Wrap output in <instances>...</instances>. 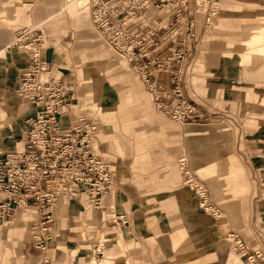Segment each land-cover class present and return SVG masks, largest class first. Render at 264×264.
Masks as SVG:
<instances>
[{"label":"rangeland","instance_id":"1","mask_svg":"<svg viewBox=\"0 0 264 264\" xmlns=\"http://www.w3.org/2000/svg\"><path fill=\"white\" fill-rule=\"evenodd\" d=\"M72 1L64 0L63 5L71 4ZM7 2L12 7V13L4 9L2 5L3 0H0V8L2 9V12H0V35H4L3 40L9 42V45L11 44L10 50L12 53L18 49H23L26 52L22 46L26 44L24 40L27 38L17 41L24 32L23 35L39 34L42 37L43 49L50 45L49 39L58 38V36L65 38L61 42L54 43L57 54H59L57 56L58 59L64 54V62L73 68V70L70 67L68 68V70H71L70 75L72 77L70 78V82L66 83L64 81V84L70 90L72 87V90L78 89L80 96L78 98L79 108L81 107L82 110H85L88 118L96 123L99 128L97 133V135L99 134V138H107L104 141L111 144L105 145L107 146V150L111 148L108 154L110 156H107V152L105 157L102 156L109 164L110 169L113 170V184L116 183L115 175L118 172L117 170L120 167H125L127 164L125 161L118 163L117 159L121 154L119 152V149L123 146L121 143H126L125 140L129 142L127 143V147L134 149L136 147L135 144L138 142V144L143 145L144 149L148 151L156 147V144L167 133L173 135L174 140L178 143L180 142V138L184 139L185 135L181 137L184 131L181 134L179 132L183 125L170 121L154 110L151 97L148 93H145V90L148 92L147 84L143 83L140 79L139 83L144 85L141 84V91L147 96L138 97L141 100H136L132 104L136 103L142 109L148 107V115H152L156 119L159 117L161 120L159 125L164 129L163 133L161 129L157 130L158 126L153 127L156 125L155 123L150 124L142 118H137L135 125L128 131L124 127L128 123L123 122V116L120 118L117 115L115 118L116 129L114 135H106L107 128L102 122H104L105 117L112 116L113 118L116 114L106 115L103 118L100 114L101 112L99 113L90 107V104L97 99L98 87H93L89 83L88 75L86 77L87 71L93 66L94 58L92 53L86 48L90 44L88 40L84 38L77 39L75 33L70 34L68 32V28L73 27L65 13H59L51 21L45 22V24L41 23L42 17L39 14L43 13L40 12L49 14L60 4H51V2H45L44 0H25L22 4L30 6L23 5L24 7L19 8L23 20L13 23L12 19L18 10V1L7 0ZM186 4H188V10L180 15L175 13L172 16L168 9L165 8L162 12L156 9H154L156 12L153 14L147 12V15L143 18L144 24L154 23L152 24L154 26L155 23H158L160 28H165L166 33L160 34L158 37L155 36V38H159L160 41L165 38L171 45H175V47L170 49L168 55L173 60L170 68L171 73L164 72V76L155 82L166 85L173 80L175 85L180 86L185 99L194 110V113H192L190 120L186 124H197L201 125L200 127L212 128L217 132L223 133L224 136L220 137V133L216 132L203 135L201 139L185 136L186 144L183 143L184 150L182 151L181 147L177 146L175 148L176 154L174 160L172 158V162H169L172 166L173 174L178 175L180 184L183 185L186 178L182 171H179V168L181 161L184 160L182 162L183 166L189 170L192 178L204 186L208 200L210 195L212 202L220 207L219 209L227 216L224 217L228 218L237 227L238 231L236 234H238L241 240L249 247L254 246L251 247L252 249H256L264 254V77L251 80L252 78L249 79L242 75L233 76L219 73V58L222 54L231 50H243V47L239 45L238 37L243 36L242 34L246 32L245 28L251 26L250 20L256 17V10L246 0H187ZM39 7L40 9L38 10ZM47 8H49L48 12H46ZM174 9L176 11L180 10V2H175ZM190 22H192V26L189 28ZM113 26L116 27L117 23L114 22ZM62 27L63 29L66 28V31H63V33L60 32V28ZM166 35L170 37H166ZM229 41L233 44V48L231 49L227 46ZM261 44H264V41L260 43L254 42V45L257 46ZM263 49H256L254 55H259ZM0 50L2 51L0 53V151H3L21 146L25 138L24 117H22V114L26 111L27 104L18 91V83L21 72L26 66L27 54L25 58L19 61L12 58L11 62L6 64V61L3 59L7 50ZM163 52L162 49H159L158 55L163 57ZM116 61L115 57H110L108 64L100 68L101 72L111 70L107 74L108 80L110 78L115 79V72L117 70H125L123 66H119L116 70L113 69L118 67V64H115ZM78 64L83 74V78L80 80L77 71L75 72V66H78ZM155 66L158 68V66L163 65ZM247 70L254 71L257 74L261 73L263 76L264 64H259L258 68L255 69L248 67L244 71ZM128 72L126 73L129 75L130 72ZM48 76L56 77V75L50 74ZM73 79L77 83H73ZM236 81H240L243 84V91H238L234 88L233 84ZM249 82H252V84H248ZM146 97L148 103H146ZM117 103L119 104L120 102L118 101ZM9 106H13L15 112L6 113L2 110V107L11 108ZM124 107H127V105L119 106V108ZM134 109H131L127 114H131L135 118L142 113L144 114L140 109L136 108L135 111ZM170 127L177 130L176 136L171 133ZM134 135H142L145 138L137 140V138H134ZM199 163L213 164L215 169L211 173L210 171L208 173H198L193 168L194 171H192L191 167ZM230 174L234 176L232 181L229 180ZM149 183L155 185L158 184V181L155 177H152ZM189 183L194 184V180H191ZM171 195L169 194L171 200H173L172 198H176V195L174 197ZM77 199L79 204L75 205V209L77 212H82L79 214V220L74 218L77 212L71 213V206H74L70 205L71 203L67 205L66 202L59 200V204L57 203L55 209H53L55 220L53 228H56L59 223L57 231L61 236L65 235L60 240L65 248L55 252L56 241L52 240L47 253V257L50 258L49 262L52 264H67L70 249L77 250V264H94L88 263L91 258H94L95 263H98L103 259L102 257H104L107 249L113 246V244H109L108 238L111 235H116L114 232L118 224L117 221L112 223L111 220L118 215V206L115 204L114 208L110 210L106 209L105 198L100 208L93 207L86 196L81 195ZM170 210L173 212L170 218V225L172 230L174 229V236L176 231L178 232L180 228H184V225L182 219H180V209L175 207V209L172 210L171 208ZM28 211L30 212H17L12 220L4 225H0V256L3 255L6 249L16 251L18 254H21L26 249L27 257H23L22 264L34 263L32 252L35 249L31 242L30 234L32 226L36 223L37 216L32 210ZM24 213L29 214V217L23 219L22 215ZM208 213L213 215L214 213H218V211L212 208L208 209ZM63 218L66 219L65 222L69 227L70 224H73L76 228H68L67 230V226H63L62 229L61 219ZM221 218H223L222 215ZM211 220L214 222L213 219ZM11 229H21L22 232L8 237V231ZM107 230H110V232L106 235L104 232ZM225 234L226 232L221 241L207 244L208 246L211 245V249H208L210 254H213L211 252H214L215 248L221 251L223 261H216L215 256L209 255L207 257L205 256V252L193 248L189 236H186L177 248L173 250L176 252V257L175 260L173 256L171 259L177 264H185L187 261L188 264H223L228 254L229 260L237 258L240 264H246L244 258L237 252L234 253L242 260L232 253V245L227 240L228 238ZM158 242H156V247H159L163 254L154 257V260L157 262L156 264H166L167 257L164 254H169L173 251L166 250L165 246H161ZM95 249H98L101 255L94 254ZM35 252L37 253L36 250ZM184 255L186 256L184 257ZM125 257L131 263L141 262L143 264L144 262V257L136 254L133 245L124 249L123 253L117 254L114 260L117 261ZM37 260H40V256ZM5 263L2 260L0 261V264Z\"/></svg>","mask_w":264,"mask_h":264},{"label":"built area","instance_id":"2","mask_svg":"<svg viewBox=\"0 0 264 264\" xmlns=\"http://www.w3.org/2000/svg\"><path fill=\"white\" fill-rule=\"evenodd\" d=\"M83 1L90 10L95 27L110 40L115 50L125 53L139 79L147 84L155 110L179 125L190 120L194 110L180 86L173 80L166 85L155 82L164 76V72L171 73L173 60L168 55L175 45L165 38L162 41L157 38L166 33L164 27L160 28L158 23L154 26V23L144 24L143 20L147 12L155 13L154 9L162 12L166 8L172 16L185 13L187 0ZM175 2H180L178 11L174 9ZM188 26L190 28L192 22ZM23 34L17 41L27 38L22 46L27 61L18 83V91L27 104L22 114L25 138L22 148L0 151V225L12 220L20 210H33L37 217L30 239L40 254V264H44L52 243V208L55 203L62 197L83 195L93 207L100 208L113 186V172L92 148L91 137L96 125L91 119L80 117L71 128L63 127L71 90L60 79L45 76L48 63L43 57L42 37L34 33ZM159 49L164 51L163 57L158 55ZM161 64L163 66H158ZM182 162L179 170L186 182L194 180L191 184L198 199L207 208H214L204 186L192 178ZM54 183L62 187H56ZM226 236L233 251L244 258L246 264H264V254L249 247L238 234L231 231ZM94 254L101 255V252L95 249Z\"/></svg>","mask_w":264,"mask_h":264},{"label":"crops","instance_id":"3","mask_svg":"<svg viewBox=\"0 0 264 264\" xmlns=\"http://www.w3.org/2000/svg\"><path fill=\"white\" fill-rule=\"evenodd\" d=\"M16 1H18V4H17L18 10H17L16 15L12 19L13 23L18 22L19 20L21 21L23 20L21 18L22 16L20 14L19 8H21L24 5L22 4V2L24 3L25 0H16ZM44 1L45 2L49 1L51 2V4H57V5L60 4V5L58 7L56 6L49 14H46L41 11L40 13H43V14H39V16L42 17L41 23L45 24V22L51 21L52 18L59 15V13H65L67 17L69 18L71 26L73 27V28H68V32H70V34L75 33L77 35L76 36L77 39L84 38L85 40H88V42L90 43L89 46H87L86 48L88 51L92 53V56L94 58H93V66L90 67L89 71H87L88 73H86V77L88 75L87 78L91 85H92L91 80L94 74L98 73L108 83V85L110 86V89H112L117 95H118V91L120 89H123L124 93L123 92L120 93L119 95L120 98H122L124 94L126 95L127 91L131 90L132 88H136V93L140 94L139 97L143 95L147 96L146 95L147 92L145 89L144 90L146 94L141 91L142 83L141 84L139 83L140 82L139 76L136 73L133 66L128 62L125 53L122 51L115 50L110 40L107 39L104 36V34L95 27L92 21L90 10L87 9V6L83 7V6H79L75 4H68L64 6L63 5L64 0H44ZM246 1L247 3L252 4L254 6L256 10V15H255L256 17L250 20L251 26H249L248 28L247 27L245 28L246 32L242 34L243 36L238 37L239 45L243 47V50L242 51L231 50L220 56L219 73L222 75H233V76L242 75V76H246L249 79L252 78L251 80H253V79L262 78L264 77V75L262 76L261 73L257 74L256 72L250 71V70L245 71V73H241L240 69L238 68V62H240L241 58L245 56L247 58L249 56H254L256 49L264 48V44L257 46V45H254V42L250 41L252 40V36L257 30V28L264 29V0H246ZM26 6L29 7L30 5H26ZM39 9L40 7L38 8V10ZM48 9L49 8H47L46 12H48ZM60 29H61L60 32L62 33L63 31H66V28L63 29L62 27ZM3 38H4V35L3 36L0 35V49L7 50L4 55V59H3L6 61V64L10 63L11 62L10 60L12 58L18 61L21 60L22 58H25L26 52L23 49H18L14 53H12L10 50L11 44L9 45V42H5ZM62 40H65V38L62 36H58V38L56 37V38L49 39L48 42L50 43V45H48L47 47H45V49H43V56L49 66V72L46 74V77L53 78L48 75L49 74L53 76L56 75L55 78L60 79L63 82L66 81V83H68L71 80L70 78L72 76L70 75V73H71V70H73V68L69 64L64 62L65 60L64 54H62L60 58L58 59L57 56H59V54H57V49L54 46L55 45L54 43L61 42ZM8 46H9V49H8ZM227 46L230 49L233 48L232 42L229 41ZM0 53H2L1 50H0ZM67 56H70V55H67ZM110 57H113V58L115 57L117 59L115 64L116 65L118 64V67H115L113 69L116 70L119 68V66H123L125 70L124 69H121L122 71L117 70L115 72V76H116L115 79L110 78V80H108L107 74L111 70L107 72H101L100 68L108 64ZM227 58L230 60V64L228 65L225 64V59ZM76 66H75L76 69L75 68L74 69H75V72L77 71L78 78L80 80L83 78L82 77L83 74L81 73L79 64L77 67ZM69 67L71 68V70H68ZM127 71L130 72V73L128 72L129 75L126 73ZM72 82L77 83L74 79L72 80ZM72 82L71 84L74 85ZM248 84L251 85L252 82H249ZM233 85L236 90L243 91V88H242L243 84L240 81H236ZM72 91H73L72 100L66 112V115L62 121V125L64 128H71L80 117L88 118L85 110H82L81 107L79 108L78 98H80V96H79L78 89L75 88V90H72ZM132 103L124 104V101L120 102L119 104L117 103L115 105V110H113V112L115 111L116 115L114 114L115 116L113 118L112 116L105 117L106 115H111L110 113H102V112L100 113L101 116H103V118L105 117L104 122L102 123L107 128L106 135H109V136L114 135V132L116 129L115 118L117 115H119L118 113H120V111L122 112H121V115H119V117L121 118V116H123L122 117L123 122L128 123L127 126H124L126 130L130 131L132 126L135 125L136 119L142 118L143 120L144 119L147 120L150 124L155 123L156 125L153 127L158 126L157 130L161 129L163 133L164 129L162 128L161 125H159L161 122L159 117L156 119L152 117V115H148L147 114L149 110L148 107H145L142 109L140 108V106H137L136 103L134 105ZM146 103H148L147 97H146ZM120 104L127 105V107L119 108V106H121ZM90 105L89 106L91 108H94L96 111H98L97 110V99L94 102H92ZM134 108L140 109V111L144 112V114L142 113L140 116L136 118L133 117V115L131 114H127L131 111V109H134ZM7 111L6 113H10L11 108H7ZM196 125L197 124H184L183 127H181L179 130L180 134L182 131H184L181 134V137L185 135L186 137H196L198 139H201L203 135H208L209 130L206 133H203L202 130L198 129L201 125H197L198 127L194 128L193 126H196ZM200 128L211 129L207 127H200ZM98 129L99 128L96 125V129L92 133V137H91L92 138V148L94 152L96 153V155L100 156L101 158H104L106 156V152H107V156H110L108 154H109V149H111V148H108L107 150V146L105 145H111V144H108V142L104 141L107 138H99L98 136L99 134L97 135L99 131ZM170 129H171V133H173L176 136L177 130L172 127H170ZM216 133H220V132L216 131ZM223 135H224L223 133L219 134L220 137H223ZM185 136H184V139L180 138V142L178 143L176 140H174L173 135H170L167 133L165 137L161 138L160 141L156 144V147L148 151L144 149L143 145L138 144V142L137 144H135L136 147L134 149L132 147H127L128 145L127 143H129L128 140H125L126 143H121L123 146H121V149H119V152L121 154L117 157L118 163H122L125 161L127 162V164L125 167L123 168L120 167L119 170H117L118 172H116V175H115L116 183L113 184L112 188L109 190V192L105 196V200H106L105 208L106 209L110 210L114 208L115 204L118 206V209H117L118 215L115 218H112L111 220L112 223L117 221L118 227L116 231L114 232L116 235H111L108 238L109 244H113V246L107 249V251L104 254V257H102L103 259L100 262L95 263L96 261L94 260V258H91L88 261V263L141 264V262L131 263L126 257L121 258L117 261L114 260L117 254L123 253L124 249L129 248L130 246L133 245L136 251V254L144 257L143 264H156L157 262H155L154 257L158 256L159 254H163L162 250L159 247H156V242L160 241L158 243L163 247L165 246L164 248L166 250L168 249V251H173L177 248V246L186 236H189V238L191 239L193 248H195L196 250L205 252V256L207 257L209 255L215 256L216 261L222 260L223 254L217 248L214 249V252H211L213 254H210V252H208V249H211V245L208 246L209 243L221 241V238L224 236L225 232L228 233L232 231V232L237 233L238 229L233 223H231V221L228 218H226L227 216L224 215V212H222L221 209H219L220 207H218L215 203L212 202L210 195H209L210 204L215 209H217L218 213H221L223 218H221V215L219 218H214L206 214L207 216H209L211 219L214 220V222H212L213 226L211 228V234L209 238L205 240H201L199 236L200 233L196 228L193 227V223L191 222V219L185 217L187 212L185 208L183 207V202L181 201V198H180L181 191L187 190L191 196L192 202L197 204V201L194 198V191L191 185L187 184L186 182L183 185L180 184V178L178 177L177 174H173V169L169 162V161L172 162V158L174 160V157L176 154L175 148L177 146H180L182 151L184 150L183 149L184 144H186ZM134 138H137L138 140V139H144L145 137L142 135H134ZM17 148L19 149L20 146L19 147L17 146ZM1 152H4V151H1ZM192 168L197 170L198 173L199 172L208 173L209 171L211 173L212 170L215 169V166H213V164L199 163V164L193 165L191 169ZM193 169L192 171H194ZM152 177H155V179H157L158 184L151 185L149 183V180ZM169 194H172L173 195V196L171 195L172 197L176 195L175 196L176 198H172L173 200H171ZM59 200L66 202L67 205L70 203H71L70 205H74V206H71L72 214L77 212V210L75 209L76 208L75 205L79 204L77 197L71 198V199L62 197V198H59L58 201ZM58 201L55 203L54 207L52 208V214H53V209H55V206L57 205ZM175 207L180 209V219H182L183 221L184 228L182 229L180 228V230H178V232L176 231V234L173 236L174 229L172 230V227L170 225V220H171L170 218L172 217L173 212L170 209L172 208L173 210L175 209ZM198 209L200 210L199 207ZM24 211L30 212L28 210H20L18 212H24ZM200 211L201 213H204L202 212V210ZM80 212L78 211L76 213L77 215L74 217L75 219L79 220V217H80L79 214L82 213ZM22 216H23L22 218L25 219L29 217V214L24 213ZM52 217L54 220L53 215ZM61 221L64 227L67 226V230L68 228H76L73 226V224H70V227H69L68 224H66L65 222L66 219L64 218L61 219ZM121 221H124L125 223L121 224ZM58 224L56 228H53L55 225V220H54L51 226L52 240L54 239L56 241L55 249H54L55 252L61 251L62 249L65 248V246L60 242V240L65 235L61 236L59 232L57 231ZM164 227H166V229H164ZM21 232H22L21 229H11L8 231V237L12 235L20 234ZM109 232L110 230H107L104 232V234L107 235L109 234ZM251 247H254V246H251ZM35 250L34 252H32V255L34 257L33 264H40L41 257L39 261L37 260L40 254L37 250H36L37 251L36 253ZM76 253H77V250L70 249V251L68 252L67 264H77ZM186 255H184V257ZM164 256L167 257L166 264H177L174 261L176 257V252L173 251L172 253L164 254ZM172 256L174 260L171 259ZM23 257H27L26 249L23 250L21 254L16 253V251H11L9 249L8 250L6 249L3 255L0 256V261L2 260L4 261V263L6 262L7 264H22V260L24 259ZM47 259H48L47 262L44 264H52L51 262H49L50 258L47 257ZM228 260H229V256L227 254V257L225 258L223 264H228L229 262ZM178 264H182V263H178ZM185 264H188V261Z\"/></svg>","mask_w":264,"mask_h":264},{"label":"bare ground","instance_id":"4","mask_svg":"<svg viewBox=\"0 0 264 264\" xmlns=\"http://www.w3.org/2000/svg\"><path fill=\"white\" fill-rule=\"evenodd\" d=\"M71 4H75V5H79V6H83V7L86 6L83 0H73L71 2ZM2 5H3L5 10H9L10 11L9 13H12V7L9 6L7 0H3ZM0 12H2L1 8H0ZM250 41L256 42V43L263 42L264 41V29L257 28V30L255 31V33L252 36V40H250ZM225 64L226 65L230 64V60L228 58L225 59ZM259 64H264V49L261 50L259 55L249 56L248 58L245 56V57L241 58L240 62H238V67H239L241 73H245L244 70H246L248 67H252L255 69V68H258ZM242 69H244V70H242ZM91 83H92L93 87H98V92H97L96 98H97V110L99 111V113L100 112L110 113L111 115H114L115 111L113 112V110H115V105L117 104L118 100H119V102L124 101V104L132 103L136 100H141V98L140 99L138 98L140 96V94L136 93V88H132L131 90H128L126 95L124 94V96L122 98H120L119 93L123 92V89H120L119 93L117 95L112 89H110V86L108 85V83L98 73L94 74V76L91 80ZM127 95H128V97H127ZM149 96H150V94H149ZM142 98H145V97H142ZM151 102H152V99H151ZM152 105H153V103H152ZM9 107H11V112H15V110L12 109V108H14L13 106H9ZM7 108L2 107V110L6 112ZM121 112L122 111H120L119 115H121ZM184 124H186V123H184ZM184 124H181V125H184ZM193 127L197 128L198 126L196 125ZM198 129L202 130L203 133H206L209 130L208 134H212V133L216 132L212 128L211 129H204V128L199 127ZM22 145L23 144H21L20 148H22ZM226 174H228V173H226ZM233 178H234V176L230 174L229 180L232 181ZM186 183L190 184L189 182H186ZM54 185L56 187H59V186L62 187V185H59V184L57 185L56 183H54ZM190 185L194 191L193 184H190ZM180 198H181V201L183 202V207L185 208V210L187 212L185 217L191 219V222L193 223V227L196 228L200 233V235H199L200 239L205 240V239L209 238L210 234H211V228L213 226V223H212L211 218L209 216L202 214L200 212V210H202V212H204L205 214H208L214 218H219L221 213H214L213 215L208 213L209 208H207L203 204L202 201L197 199L195 191H194V198L197 201L198 206H197V204L192 202L191 196L187 190L181 191ZM67 199H71V198H67ZM198 207L200 208V210L198 209ZM58 210H60V208H58ZM61 228L63 229V225ZM226 235H227V233L225 234V236ZM227 240L229 241V239H227ZM231 251L235 256L240 258L238 255H236L234 253L233 248ZM228 264H240V262L238 261L237 258H232L231 260H229Z\"/></svg>","mask_w":264,"mask_h":264}]
</instances>
